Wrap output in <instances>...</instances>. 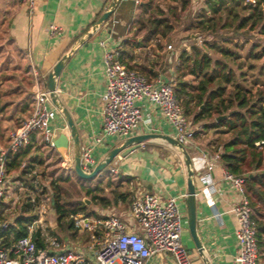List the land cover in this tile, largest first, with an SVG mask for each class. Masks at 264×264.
Wrapping results in <instances>:
<instances>
[{
    "label": "crops",
    "instance_id": "crops-1",
    "mask_svg": "<svg viewBox=\"0 0 264 264\" xmlns=\"http://www.w3.org/2000/svg\"><path fill=\"white\" fill-rule=\"evenodd\" d=\"M122 1L118 2L109 21L88 36L98 19L110 8L113 0H34L32 4L25 0H0V6L6 8L8 12L9 38L14 46L26 55L31 71L33 69L37 73L34 83L32 81L30 84L28 97L16 101L13 112L7 114V104L0 98V122L8 118L16 120L14 129L19 126V122L23 124L34 112L37 82L46 87L49 73L63 56L70 54L57 79V92L77 126L81 149L93 146V155L99 163L112 148L122 144L127 138L109 136L101 145H96L94 142L103 131L102 96L108 84L103 59L104 48L101 42L107 40L110 47L122 46V52L133 45L134 51L129 50L122 60L129 67L135 64L143 66L141 53L144 49L148 50V58L145 59L148 66L143 69L149 77L145 76L152 81L161 76L166 81L175 77L176 82L177 67L183 52L178 49L169 50L166 46L168 44L162 45L160 41L155 44L154 39L146 38L145 34L134 37L133 20L137 11L136 6L141 4L142 0L139 4L132 0L135 8L131 11L132 16L127 24L118 22L117 19L118 7ZM112 18L117 20L114 25L111 23ZM52 26H57L58 33L52 34ZM137 105L141 108L142 119L132 136L148 133L176 136L175 127L163 115L158 105L148 100H139ZM52 126L55 129V137L59 136L60 130H63L70 138V130L61 112L52 122ZM8 141L9 138L5 142H0V149L4 148ZM209 145L194 142L189 149L196 173L198 233L204 245V255L212 264H238L235 257L239 249L236 235L239 224L233 205L241 196L231 183L225 180L223 164L220 162L210 173L215 186L214 191L210 195L206 193V181L203 177L208 170L201 151L198 150L213 153L212 146ZM31 157L23 161L22 168L23 164L33 163L38 166L52 163L53 160L55 162L56 159L62 169L66 170L68 160L75 159V151L72 144L67 151L50 148L37 135ZM109 167L114 179L119 181L117 180L116 183L112 180L107 185L100 182L98 187H95L97 194L112 188V197L101 196L106 203L97 199L95 212L92 211L90 217L102 218L115 214L127 223L130 230H139L129 213L132 196L138 193H150L167 200L170 197L187 194V172L182 157L175 148L163 140H148L127 155L117 156ZM113 169L116 171L113 172ZM103 173L105 171L101 175ZM52 202L54 205L53 198ZM180 206L187 213L185 197L180 199ZM187 226L188 214L184 218V228ZM70 227L72 229L70 233H75L77 240L87 236L86 233L76 230L73 225ZM183 233L182 240L190 251L191 264H205L190 233H187L188 236H185L186 231ZM91 243L92 239L89 235V238L83 239L79 247L74 244L68 248H86L87 252V246ZM148 264H178V262L171 253L164 252L155 255Z\"/></svg>",
    "mask_w": 264,
    "mask_h": 264
},
{
    "label": "built area",
    "instance_id": "built-area-1",
    "mask_svg": "<svg viewBox=\"0 0 264 264\" xmlns=\"http://www.w3.org/2000/svg\"><path fill=\"white\" fill-rule=\"evenodd\" d=\"M25 1L30 4L34 2ZM135 2L139 4L141 0ZM111 23L114 25L117 20L112 18ZM58 30L57 26L51 27L52 34L58 33ZM101 44L104 48L103 59L108 84L102 96L103 131L95 138V144H103L105 138L109 136L124 139L131 137L142 119V111L137 102L148 100L158 105L163 115L175 127V138L188 150L191 149L194 144L192 121L177 97L175 77L166 81L159 76L152 81L122 62V46L110 47L107 40H103ZM167 48L174 50L172 44H168ZM34 100L33 114L9 133L7 145L0 149V264H148L155 255L164 252L171 253L178 264H191L190 251L182 240L184 218L187 213L182 210L180 199L186 196L170 197L167 200L150 193L132 196L129 213L139 230H130L127 223L115 214L102 218L71 215L74 228L91 236L92 243L87 246V252L86 248H61L58 240L48 238L43 233L41 218L26 224L25 236L10 245L1 243L2 232L15 225L14 220L1 218L9 185L6 162L10 153L30 144L34 133L39 135L47 146L56 148L52 122L58 118L60 111L53 105L48 89L39 82L35 86ZM256 145L263 149L264 140L257 141ZM93 150V146L81 149L82 167L88 173L98 164ZM198 151H201L208 170L203 180L206 181V193L210 195L215 187L210 173L218 162L223 164L222 152ZM68 161L66 170L73 171L75 159L70 158ZM222 170L225 180L230 182L241 196L233 205L239 224L236 232L239 244L236 263L257 264L259 255L257 224L253 217V209L245 195L246 178L230 173L224 165ZM38 231L41 233L44 246L38 245L36 236Z\"/></svg>",
    "mask_w": 264,
    "mask_h": 264
},
{
    "label": "rangeland",
    "instance_id": "rangeland-1",
    "mask_svg": "<svg viewBox=\"0 0 264 264\" xmlns=\"http://www.w3.org/2000/svg\"><path fill=\"white\" fill-rule=\"evenodd\" d=\"M206 2L207 0H142V3L136 6L137 11L133 20L134 37L145 34L153 38L155 44L159 41L162 45L172 44L174 49L189 53H194L195 50H200L202 53L208 52L214 60L226 62L234 71L235 84H241L253 91L257 86L263 87L264 35L260 34L258 29H251V24L246 27L240 25L243 15L250 10L248 3L253 2L241 0L240 4L236 5L233 0H229L228 3L234 6L233 11L223 8L217 14L212 13ZM134 8V1L123 0L118 7V22L129 23L131 11ZM6 10L0 6V98L6 102L8 114L10 111L13 112L16 101L19 102L28 97L30 84L32 81L34 83L37 73L33 69L31 71L26 55L18 50L9 38ZM155 23H158V27L151 34L149 33L151 26ZM147 53L148 50H142L143 60L140 62L143 66L135 64L131 68L149 77L143 69L148 66L145 60L148 58ZM185 79L194 86L199 82L191 74H188ZM190 120L194 142L211 144L209 146H212L213 151H216L217 140L224 141L229 138V135L222 134L218 129L206 126L214 124L213 120L199 123H194L191 117ZM14 124L16 120L9 118L0 122V142L8 140ZM175 150L181 157V153ZM218 150L222 152L221 147ZM53 161L38 166L31 162L27 172H23V169L25 170L29 163L19 170L9 172V185L5 194L2 219L15 221L24 214H36L37 219H42L43 233L48 238L58 240L61 248L66 249L74 244L79 247L84 238H89V234L86 233L87 236L77 240L75 233H70L72 231L70 221H73L71 215L59 222L52 202L51 180L59 175L71 176L72 181L68 185L70 194L78 196L80 201L85 202L90 212L94 211L96 200L92 195L86 196L79 186L95 188L100 182L107 185L112 180L116 183L119 180L114 179L109 166L104 170L103 175L87 180L80 178L75 171L69 173L68 170H63L56 159L55 162ZM111 189L103 190V193L98 194L112 197ZM30 202H32L31 206ZM187 233L185 236H188ZM51 250L53 251V248Z\"/></svg>",
    "mask_w": 264,
    "mask_h": 264
},
{
    "label": "trees",
    "instance_id": "trees-1",
    "mask_svg": "<svg viewBox=\"0 0 264 264\" xmlns=\"http://www.w3.org/2000/svg\"><path fill=\"white\" fill-rule=\"evenodd\" d=\"M228 1L207 0L206 3L212 13L217 14L223 8L233 11L234 6ZM233 1L236 5L241 2V0ZM248 6L250 10L243 15L240 25L246 27L251 24V29H258L259 33L264 35V0H254L253 3H248ZM157 27L158 23L152 24L149 33L152 34ZM129 50L134 51V46L130 45L122 52L121 60ZM188 74L198 79L196 86L185 79ZM176 94L182 102L185 113L194 123L213 120L214 124L206 126L229 135L227 140H217L215 150L222 148V162L230 173L246 178L245 195L253 209V217L257 224L259 248L257 264H264V150L256 145L257 141L264 140V86H257L253 91L241 84H235V73L226 62L214 60L208 52L183 51L177 67ZM18 125L21 126L22 123L19 122ZM36 137L37 134L34 133L30 144L10 153L6 162L8 173L19 170L23 161L30 159ZM27 167L23 172H27L31 166ZM71 181V176L59 175L50 182L59 222L69 215L91 214L85 202L80 201L78 196L70 194L68 185ZM79 187L86 196L92 195L93 199L106 203L96 193L95 188L84 185ZM31 204L32 202L30 206ZM35 220H37L36 214H24L16 218L15 225L2 232L1 243L10 245L25 236L26 224ZM70 222L72 226L73 221ZM36 234L38 245L44 246L40 231Z\"/></svg>",
    "mask_w": 264,
    "mask_h": 264
},
{
    "label": "water",
    "instance_id": "water-1",
    "mask_svg": "<svg viewBox=\"0 0 264 264\" xmlns=\"http://www.w3.org/2000/svg\"><path fill=\"white\" fill-rule=\"evenodd\" d=\"M120 0H113L110 8L102 14L96 24L93 26V30L88 33L91 36L99 27L103 26L109 21L110 16L114 12L118 2ZM70 54L63 56L55 65L52 72L49 73L46 82V88L50 93V98L53 105L64 115L67 122V128L70 130V138L65 134L63 130H60L59 136L54 138L55 146L58 150L67 151L70 149V145L75 151V173L83 179H93L102 174V172L108 168L119 155H127L133 150L139 148L143 143L148 140L161 139L167 142L170 146L177 149L181 153V157L187 172V214H188V226L184 228V231L189 232L193 238L194 244L198 252L202 255L205 264H212L208 258L204 255V245L198 233V219H197V184L194 161L191 153L184 144L178 141L175 137L160 133H148L140 134L127 138L122 144L112 148L107 155L95 166L92 172H85L82 167L81 158V139L77 126L69 113L68 109L64 106L57 92V79L60 77L62 70L65 66Z\"/></svg>",
    "mask_w": 264,
    "mask_h": 264
},
{
    "label": "bare ground",
    "instance_id": "bare-ground-1",
    "mask_svg": "<svg viewBox=\"0 0 264 264\" xmlns=\"http://www.w3.org/2000/svg\"><path fill=\"white\" fill-rule=\"evenodd\" d=\"M159 140H161V139H159Z\"/></svg>",
    "mask_w": 264,
    "mask_h": 264
}]
</instances>
